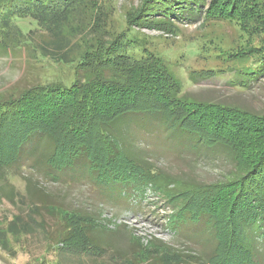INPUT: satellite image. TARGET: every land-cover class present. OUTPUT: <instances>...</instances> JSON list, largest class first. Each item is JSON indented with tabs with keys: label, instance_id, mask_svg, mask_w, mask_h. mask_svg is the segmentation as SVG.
Listing matches in <instances>:
<instances>
[{
	"label": "trees",
	"instance_id": "obj_1",
	"mask_svg": "<svg viewBox=\"0 0 264 264\" xmlns=\"http://www.w3.org/2000/svg\"><path fill=\"white\" fill-rule=\"evenodd\" d=\"M81 2L0 0V18L6 15L0 21V52L17 47L25 34L52 33ZM144 4L135 12L134 24L139 29L166 33L176 28L173 21L184 20L186 11L192 15L205 8L203 0H149ZM233 6H239L237 0H215L206 14L225 16ZM20 21H28L34 28L24 33L18 26ZM128 33L108 47L87 50L73 67V78L68 84L56 81L0 93V183L7 182L11 173L26 168L21 153L43 137L49 143L48 154L44 155L47 168L62 173L81 163L77 166H84L97 185L118 193L119 198L132 190L140 197L150 185L171 207L168 221L172 228H203L214 243L212 252L203 258L153 240L140 245L130 258L111 253L94 236L101 229L95 219L48 206V196L30 185L21 198L27 212L9 222L8 233H48L52 239L53 232H47V227L34 218L44 209L52 215L72 214L71 218L58 217L62 229L54 232L55 245L49 246L63 259L67 252L68 256L86 260L108 257L117 264H263L259 261L258 239L264 234V113L183 93L173 71L158 56L146 52L134 59L124 54L123 49L130 44H139L140 50L146 43L144 36L124 43ZM263 77L264 49L251 71H237L227 84L246 89ZM208 78L202 73L189 75L190 81ZM210 108L223 112L217 123L212 124V119L204 114ZM231 112L235 117L227 121ZM134 116H150L177 139L224 152L230 164L227 177L222 181L191 183L154 172L130 154L133 135L121 141L120 128L130 132L123 121ZM229 123L238 132L245 131L253 137L242 145L229 140L223 133ZM226 134L232 135L231 131Z\"/></svg>",
	"mask_w": 264,
	"mask_h": 264
},
{
	"label": "rangeland",
	"instance_id": "obj_2",
	"mask_svg": "<svg viewBox=\"0 0 264 264\" xmlns=\"http://www.w3.org/2000/svg\"><path fill=\"white\" fill-rule=\"evenodd\" d=\"M147 1L82 0L52 33L34 31L25 34L17 47L0 52V93L56 81L68 84L73 78V67L87 50L108 47L127 31L129 35L124 43L140 40L143 36L146 43L138 50L139 44L134 42L123 49L124 54L134 59H140L146 52L158 56L173 71L183 93L264 113V77L246 89L227 84L237 71H251L264 49V0H237L239 6L228 8L225 16L206 14L209 4L215 0H203L205 8L199 13L193 11L191 15L186 11L183 21H173L176 28L172 33L139 29L134 24L135 12ZM5 16L1 15L0 21ZM27 23H18L24 33L34 28ZM200 73L209 78L190 81V74ZM221 113L211 108L204 110L212 124L218 122ZM226 117L231 121L235 116L231 112ZM123 122L130 132L120 128L123 132L121 141L134 136L130 140V154L165 178L210 183L224 180L230 171L229 159L224 152L177 139L157 119L134 116ZM227 127L231 136L226 134ZM237 129L229 123L223 133L238 145L253 137ZM35 141L38 142L33 141L21 153L26 168L18 174L12 171L9 180L0 183V264H117L108 257L86 260L68 256L66 251L65 259L56 256L50 247L55 245L54 232L61 228L58 217L71 218L72 214L52 215L40 209L34 215L37 222L47 227V232H53L52 239L48 233L28 236L8 233L9 222L16 215L27 212L21 198L29 185L48 196V206L95 219L101 229L94 236L101 244H106L111 253L130 258L140 245H148L153 240L175 251L196 253L203 258L212 252L214 243L203 228L186 227L180 231L172 228L168 221L171 207L150 185L140 197L132 190L119 198L118 193L113 194L97 185L84 166H77L81 163L62 173L47 168L44 158L49 143L43 137ZM26 178L31 180L30 183ZM258 244L259 261L264 264V234Z\"/></svg>",
	"mask_w": 264,
	"mask_h": 264
}]
</instances>
